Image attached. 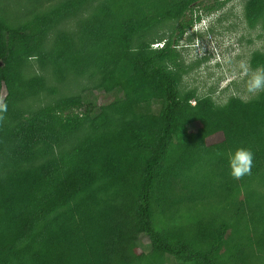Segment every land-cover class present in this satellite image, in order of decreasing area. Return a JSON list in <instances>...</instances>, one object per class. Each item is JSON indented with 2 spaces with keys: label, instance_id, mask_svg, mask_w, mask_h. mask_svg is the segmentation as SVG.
Instances as JSON below:
<instances>
[{
  "label": "trees",
  "instance_id": "obj_1",
  "mask_svg": "<svg viewBox=\"0 0 264 264\" xmlns=\"http://www.w3.org/2000/svg\"><path fill=\"white\" fill-rule=\"evenodd\" d=\"M229 2L60 0L18 26L0 20V264H259L264 93L218 105L179 91L180 41ZM91 7L76 32L51 34ZM245 15L250 26L264 20V0H248ZM192 35L210 41L212 29ZM32 58L60 84L97 78L110 101L78 94L18 108L48 90L44 76L26 77ZM251 66L264 69L263 52ZM241 147L254 164L237 180L229 159ZM235 225L239 241L224 247ZM143 236L150 256L139 253Z\"/></svg>",
  "mask_w": 264,
  "mask_h": 264
},
{
  "label": "rangeland",
  "instance_id": "obj_2",
  "mask_svg": "<svg viewBox=\"0 0 264 264\" xmlns=\"http://www.w3.org/2000/svg\"><path fill=\"white\" fill-rule=\"evenodd\" d=\"M4 1L0 0V2H3L1 4L3 11H0V20L18 26L30 21L33 19L34 14L45 11L60 0H33L31 3H27L26 0ZM247 1L230 0L221 11L211 15L209 19L196 27L197 30L211 27L212 37L210 41L202 36H189L191 31L180 41L182 62L187 68V72L183 74L179 84L181 94L194 92L196 98L209 96L216 104L224 105L233 97L249 101L264 93V91H260L252 95L247 92V82L251 74L258 69L251 66V58L255 52L264 53V20H259L255 26L249 25L245 15ZM26 4L32 5L27 9ZM91 11L92 7L85 8L76 17L63 22L51 34L54 35L60 30L76 32L78 21ZM171 24V22H166L156 29L158 35H162L167 31ZM152 34H148V38L151 39ZM39 61V58H32L27 64L25 75L27 78L36 75L44 76L48 90L18 103V108L35 110L52 104L57 99L78 94H85L88 100L97 101L99 106L110 101V98L104 97L96 89L99 82L97 78L88 76L76 79L71 77L65 83L60 84L54 79L51 66L47 65L45 69H42ZM245 68L248 69L247 75L244 74ZM53 89L55 90L54 93L52 92ZM196 98L191 101V104H195ZM84 110L85 108H79L74 112L84 113ZM88 133L89 128L86 127L79 132L77 137L85 136ZM221 138V136H215L208 139V142L215 143L220 141ZM255 189L260 193H264V183L258 184ZM212 208L215 207L208 205L202 210L207 212L213 210ZM160 220L161 218L159 222ZM238 230L236 225L231 229L224 247L239 241L240 232ZM149 252H151L150 241L146 236H143L140 240L139 253L148 255ZM258 262L264 264V254L259 257Z\"/></svg>",
  "mask_w": 264,
  "mask_h": 264
},
{
  "label": "clouds",
  "instance_id": "obj_3",
  "mask_svg": "<svg viewBox=\"0 0 264 264\" xmlns=\"http://www.w3.org/2000/svg\"><path fill=\"white\" fill-rule=\"evenodd\" d=\"M209 18H205L202 22ZM193 27L189 35L194 33H202L206 29L197 30L196 27ZM153 46V45H152ZM154 47V46H153ZM245 75L248 74V69L245 68ZM260 91H264V69H257L253 72L247 82V92L255 95ZM192 103V102H191ZM193 105V104H192ZM8 110V105L5 102L3 96H0V121L4 120L5 115ZM254 164V153L251 149L248 148H238L229 159V165L231 168V175L234 179H242L245 175H251L252 168Z\"/></svg>",
  "mask_w": 264,
  "mask_h": 264
},
{
  "label": "water",
  "instance_id": "obj_4",
  "mask_svg": "<svg viewBox=\"0 0 264 264\" xmlns=\"http://www.w3.org/2000/svg\"><path fill=\"white\" fill-rule=\"evenodd\" d=\"M0 96H3L4 99L6 100V98L8 96V90H7V88L5 86L2 87Z\"/></svg>",
  "mask_w": 264,
  "mask_h": 264
},
{
  "label": "built area",
  "instance_id": "obj_5",
  "mask_svg": "<svg viewBox=\"0 0 264 264\" xmlns=\"http://www.w3.org/2000/svg\"><path fill=\"white\" fill-rule=\"evenodd\" d=\"M153 46H154V48H162L163 44L162 43H156ZM193 105H194V103H193Z\"/></svg>",
  "mask_w": 264,
  "mask_h": 264
}]
</instances>
